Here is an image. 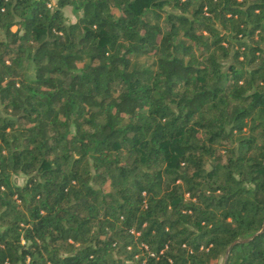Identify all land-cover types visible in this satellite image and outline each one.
I'll list each match as a JSON object with an SVG mask.
<instances>
[{
	"label": "trees",
	"instance_id": "16d2710c",
	"mask_svg": "<svg viewBox=\"0 0 264 264\" xmlns=\"http://www.w3.org/2000/svg\"><path fill=\"white\" fill-rule=\"evenodd\" d=\"M221 259L264 264V0H0V264Z\"/></svg>",
	"mask_w": 264,
	"mask_h": 264
},
{
	"label": "rangeland",
	"instance_id": "374dc122",
	"mask_svg": "<svg viewBox=\"0 0 264 264\" xmlns=\"http://www.w3.org/2000/svg\"><path fill=\"white\" fill-rule=\"evenodd\" d=\"M65 13L67 15V18L68 20H75L76 19V14L73 12L71 6H68L66 9H65ZM14 29H16V26L13 27ZM141 59H144V57H142ZM16 180L18 183H23L26 179V176L24 174H18L15 176ZM219 264H223V261L222 259L220 260V263Z\"/></svg>",
	"mask_w": 264,
	"mask_h": 264
},
{
	"label": "water",
	"instance_id": "95a60500",
	"mask_svg": "<svg viewBox=\"0 0 264 264\" xmlns=\"http://www.w3.org/2000/svg\"><path fill=\"white\" fill-rule=\"evenodd\" d=\"M254 236V235H253ZM249 238H243V239H241V238H238V239H236L235 241H233L231 244H230V246L227 248V250H226V254L229 252V250H230V248L236 243V242H239V241H245V240H248ZM227 259V258H226Z\"/></svg>",
	"mask_w": 264,
	"mask_h": 264
}]
</instances>
